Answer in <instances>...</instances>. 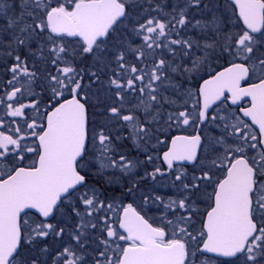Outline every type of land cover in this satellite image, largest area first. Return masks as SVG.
Returning <instances> with one entry per match:
<instances>
[{
	"label": "snow or ice",
	"instance_id": "1",
	"mask_svg": "<svg viewBox=\"0 0 264 264\" xmlns=\"http://www.w3.org/2000/svg\"><path fill=\"white\" fill-rule=\"evenodd\" d=\"M167 3L0 0V264H264V0Z\"/></svg>",
	"mask_w": 264,
	"mask_h": 264
},
{
	"label": "flooded vegetation",
	"instance_id": "2",
	"mask_svg": "<svg viewBox=\"0 0 264 264\" xmlns=\"http://www.w3.org/2000/svg\"><path fill=\"white\" fill-rule=\"evenodd\" d=\"M8 3H11L12 0H7ZM173 0H168L166 10L170 11L171 3ZM209 5L208 10L211 9L210 14H212V10H214L215 4H222L224 5V0H202V3L198 10H190V15H193L195 19L200 12H203L204 5ZM8 13H11L10 11ZM12 15V13L10 14ZM5 23L4 20H0V24ZM194 32L185 33V35H194ZM91 61H87L86 63H90ZM43 67V65H41ZM0 75H2V69H0ZM85 83H87V78L85 79ZM38 90V89H37ZM247 106V103H245ZM113 140L116 147V157L118 159L120 154H126L130 159L136 158L137 151L135 147L129 140H117L115 133L117 131L120 132L121 136L127 135V129H113L112 130ZM91 148V145L89 146ZM97 153H90L89 157H87L86 169H91V171H87V175L89 178L90 184L95 185L102 198L112 197L115 199L116 202L122 201L124 204L133 203L134 207H137L139 210L143 207V199L142 195H161L167 200L169 197L175 195V189L171 188L170 186H158L150 178L148 179H141L145 174V169L143 166L137 167L132 173L128 175H123L118 170H108L105 173V176L111 177L113 183L109 184L106 183L105 180L101 177L96 176V169L97 165L95 162V156ZM140 159H143L141 154ZM151 170V166H149V171ZM137 184V188L134 189L135 196L128 194L127 189L132 186V184ZM210 190V189H209ZM206 207L204 202H201L200 209L203 210ZM160 208H157L155 205H151L148 208L144 209L148 217L158 216L160 213ZM50 243L55 246L54 239L50 238Z\"/></svg>",
	"mask_w": 264,
	"mask_h": 264
},
{
	"label": "rangeland",
	"instance_id": "3",
	"mask_svg": "<svg viewBox=\"0 0 264 264\" xmlns=\"http://www.w3.org/2000/svg\"><path fill=\"white\" fill-rule=\"evenodd\" d=\"M223 6H224V5H222V4H215V5H214V10H216V9L219 8V10L223 11V10H224ZM210 12H211V9L208 10V9H206V8L203 7V12H200V13H199V15L197 16V19H200L202 16L210 19L211 16H212V14H210ZM10 14H11V13H8V15H10ZM230 14H231V13L229 12V15H230Z\"/></svg>",
	"mask_w": 264,
	"mask_h": 264
}]
</instances>
